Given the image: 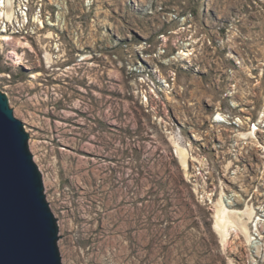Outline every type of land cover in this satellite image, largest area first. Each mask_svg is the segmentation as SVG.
<instances>
[{"label": "rangeland", "instance_id": "obj_1", "mask_svg": "<svg viewBox=\"0 0 264 264\" xmlns=\"http://www.w3.org/2000/svg\"><path fill=\"white\" fill-rule=\"evenodd\" d=\"M13 2L0 89L63 264H264V0Z\"/></svg>", "mask_w": 264, "mask_h": 264}, {"label": "water", "instance_id": "obj_2", "mask_svg": "<svg viewBox=\"0 0 264 264\" xmlns=\"http://www.w3.org/2000/svg\"><path fill=\"white\" fill-rule=\"evenodd\" d=\"M0 89V264H63L30 133Z\"/></svg>", "mask_w": 264, "mask_h": 264}, {"label": "bare ground", "instance_id": "obj_3", "mask_svg": "<svg viewBox=\"0 0 264 264\" xmlns=\"http://www.w3.org/2000/svg\"><path fill=\"white\" fill-rule=\"evenodd\" d=\"M4 2V8L6 7V18H8V20H11L14 18V2L13 0H3ZM5 36L8 37V39H10V35L5 34ZM3 36V38L5 37ZM5 40V39H4ZM16 44V40L13 41ZM5 43V42H4ZM18 43H22V41H18ZM17 59V60H21L23 58V56L16 50V48L14 47L13 50L11 51ZM51 55L49 54L48 59L50 60ZM184 151V149H183ZM181 157L184 158V160H186V151L181 153ZM216 228L220 231V233L222 234V236L226 235L229 231L230 227L233 226H237L239 227L243 233H245V235H247L246 237L249 236V230H250V226L248 224V220H250L252 218L253 215V208L252 207H247L245 210H243V213H240L239 211H235L234 209L232 210L231 208H229L224 201L221 199L218 204H217V209H216ZM249 238V237H248ZM261 247V246H260ZM261 249V248H260Z\"/></svg>", "mask_w": 264, "mask_h": 264}, {"label": "built area", "instance_id": "obj_4", "mask_svg": "<svg viewBox=\"0 0 264 264\" xmlns=\"http://www.w3.org/2000/svg\"><path fill=\"white\" fill-rule=\"evenodd\" d=\"M4 2H3V0H0V15H2L3 16V18L1 17V19H0V26L2 25V23L6 26V28H4L5 29V31L7 32L8 31V27H9V24L10 23H12L11 21H9V20H6L7 18H6V16H5V14H4ZM5 17V18H4ZM22 21V20H21ZM27 21V20H26ZM13 25H15V24H13ZM19 25H22V26H24V23L22 22V23H20ZM16 26H18V25H16ZM18 32H20V30H18Z\"/></svg>", "mask_w": 264, "mask_h": 264}, {"label": "snow or ice", "instance_id": "obj_5", "mask_svg": "<svg viewBox=\"0 0 264 264\" xmlns=\"http://www.w3.org/2000/svg\"><path fill=\"white\" fill-rule=\"evenodd\" d=\"M4 39H5V40H7V39H8V37H7V36H5V37H4Z\"/></svg>", "mask_w": 264, "mask_h": 264}]
</instances>
